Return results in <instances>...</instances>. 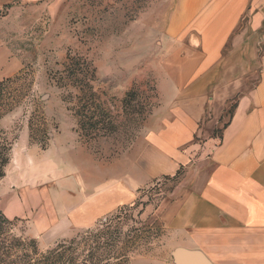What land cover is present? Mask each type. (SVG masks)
I'll return each instance as SVG.
<instances>
[{"label":"rangeland","instance_id":"374dc122","mask_svg":"<svg viewBox=\"0 0 264 264\" xmlns=\"http://www.w3.org/2000/svg\"><path fill=\"white\" fill-rule=\"evenodd\" d=\"M173 1L48 0L45 8L17 4L0 11L3 44L23 59L21 71L0 86V129L12 142L0 209L13 222L11 233L35 240L40 254L123 215L126 240L139 236L127 264H202V250L188 246L184 230L170 231L165 217L192 192L223 141L232 100L212 137L187 141L174 170L146 174L133 202L123 198L82 219L73 208L91 192L97 200L107 191L120 199L135 177L148 143L147 119L165 103L158 82ZM217 116L209 101L203 121ZM79 247L82 262L86 252Z\"/></svg>","mask_w":264,"mask_h":264},{"label":"crops","instance_id":"0c3cea01","mask_svg":"<svg viewBox=\"0 0 264 264\" xmlns=\"http://www.w3.org/2000/svg\"><path fill=\"white\" fill-rule=\"evenodd\" d=\"M17 4L45 8L49 2L0 0V11ZM166 23L158 82L165 103L147 119L148 143L135 177L122 186L120 199L108 191L100 200L92 192L81 195L75 214L97 216L123 198L133 202L146 174L174 170L187 141L212 137L232 100L223 141L165 223L170 231L184 230L206 264H264V0H174ZM22 68L23 59L0 33V81ZM209 101L218 116L203 121Z\"/></svg>","mask_w":264,"mask_h":264},{"label":"trees","instance_id":"16d2710c","mask_svg":"<svg viewBox=\"0 0 264 264\" xmlns=\"http://www.w3.org/2000/svg\"><path fill=\"white\" fill-rule=\"evenodd\" d=\"M6 80L0 81V86ZM2 115L3 113L0 117ZM87 119L90 120L89 117ZM6 134L0 129V179L5 175L4 168L10 161L12 149V142H9ZM125 219L128 216L118 215L113 219H106L99 227L85 232L81 240L61 243L40 254L35 240L25 241L11 233L13 222L0 209V264H104V257L114 260L112 264H127L128 249L135 241L132 238L139 236L133 234L131 239L126 240L122 230ZM81 244L86 252L82 262L79 254Z\"/></svg>","mask_w":264,"mask_h":264},{"label":"water","instance_id":"95a60500","mask_svg":"<svg viewBox=\"0 0 264 264\" xmlns=\"http://www.w3.org/2000/svg\"><path fill=\"white\" fill-rule=\"evenodd\" d=\"M204 260H205V257L203 256V258H202V264H206V263L204 262Z\"/></svg>","mask_w":264,"mask_h":264}]
</instances>
